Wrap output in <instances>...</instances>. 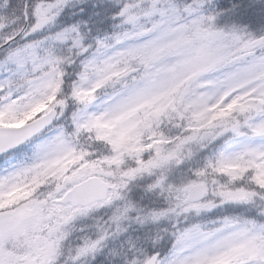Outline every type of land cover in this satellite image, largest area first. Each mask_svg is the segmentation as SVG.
<instances>
[{
	"label": "snow or ice",
	"instance_id": "obj_1",
	"mask_svg": "<svg viewBox=\"0 0 264 264\" xmlns=\"http://www.w3.org/2000/svg\"><path fill=\"white\" fill-rule=\"evenodd\" d=\"M0 264H264V0H0Z\"/></svg>",
	"mask_w": 264,
	"mask_h": 264
}]
</instances>
